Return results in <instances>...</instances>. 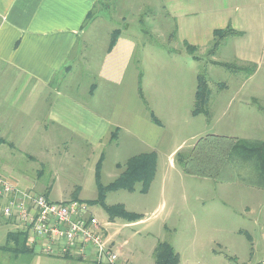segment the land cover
I'll return each mask as SVG.
<instances>
[{
  "label": "rangeland",
  "instance_id": "obj_1",
  "mask_svg": "<svg viewBox=\"0 0 264 264\" xmlns=\"http://www.w3.org/2000/svg\"><path fill=\"white\" fill-rule=\"evenodd\" d=\"M108 2L113 10L105 15L95 11L97 21L93 24L99 31L90 38L89 46L80 47L88 63L78 64L77 71L61 86L67 91L65 87L71 84V95L98 109L103 118L123 125L131 120L133 128L141 126L143 136L138 139L119 133L116 141L104 148L99 168L100 153L75 140L64 144L69 155H49L47 162L19 156L20 162L11 161L13 173L5 163L9 158L3 157L0 175L20 187L19 179L25 176L32 193L47 194L52 201L86 202L101 225L115 222L111 227L120 230L118 247L123 245L121 260L125 264H154V249L163 241L175 248L178 264H264V188L237 179L235 168L223 176L220 172L213 177L193 176L186 175L177 162L178 154L209 135L264 140V113L258 108L264 106V60L258 59L257 70L250 77L211 65L204 53L217 25L210 21L213 9L209 6L191 20L176 19V24L181 21V32L174 40V22L166 17L165 6L172 2L174 13L182 18L183 12L199 7L196 0ZM123 17L126 21L122 22ZM115 29L125 30L123 34L136 45L123 86L100 82L98 74ZM250 34L261 44L256 41V30ZM184 41L197 46L198 52H188ZM236 44L237 39L229 38L214 60L232 63ZM201 72H205L210 89L208 113L194 114ZM59 81L55 79L53 84ZM93 83L100 88L91 102L88 88ZM139 86L144 100L139 97ZM140 153L156 155V177L151 186L146 189L138 182L131 190L105 189L129 159ZM242 170L244 176L250 175L249 169ZM114 206L122 207L131 217L111 219L108 209Z\"/></svg>",
  "mask_w": 264,
  "mask_h": 264
},
{
  "label": "crops",
  "instance_id": "obj_2",
  "mask_svg": "<svg viewBox=\"0 0 264 264\" xmlns=\"http://www.w3.org/2000/svg\"><path fill=\"white\" fill-rule=\"evenodd\" d=\"M108 1L0 0V160L3 157L9 158L5 163L10 166L12 173L14 167L11 161L20 162L21 160H17L19 156L28 155L47 162L46 158L49 155H69L64 144L75 140L76 144H88L100 153L96 166L98 168L104 159V148L116 141L119 133L125 132L138 139L143 136L141 126L133 128L131 120L128 125L107 120L98 109L84 105L72 96L69 91V87H73L71 84L66 82L69 86L65 87L67 91L61 86V82L77 71L78 64L88 63L81 49L89 46L88 41L99 31L93 24L96 23L95 11L100 10L103 15L107 14L111 8ZM189 1L195 0H187ZM196 1L199 2V7L183 12L182 18L174 13L172 2L170 7L168 4L165 6L166 17L174 22L171 35L174 40L181 32V21L177 20L176 24V19L191 20L209 6L213 9L210 21L217 25L212 30L210 47L204 53L205 57L210 59L211 65L221 67L216 64L237 62L257 65L260 58V61L264 60V0ZM124 20L126 21L124 17L121 18L122 22ZM90 27L91 34L83 39ZM228 27L240 33L230 37L237 39L238 49L232 63L214 60L223 45L215 54H209L214 32ZM254 30L257 33L256 41H261L259 45L252 40L250 33ZM116 31H119V35L112 44ZM123 31L112 30L106 56L98 72L100 82L115 86H123L125 83L136 45L123 34ZM184 45L188 52L189 47L193 48V55L198 52L197 46L187 41H184ZM55 79L60 81L53 84ZM99 88V85L94 83L89 86L88 96L91 102L96 99ZM140 88L141 86L138 88V94L144 100ZM60 148L64 150L63 154L60 153ZM141 154L145 153L137 155ZM2 164L3 162H0V165ZM19 180L23 189L30 190L31 186L29 187L28 183L30 181L25 176ZM70 200L65 198L60 201ZM2 205L0 202V209ZM114 223L101 225V230L106 238L107 249L119 256L117 264H125L121 260L123 245L121 248L118 247L121 239L120 230L111 227L115 225ZM13 234L26 236L29 252L13 250L15 246ZM95 263L94 251H91L87 258L38 253L33 248L27 230L22 225L4 218L0 210V264Z\"/></svg>",
  "mask_w": 264,
  "mask_h": 264
},
{
  "label": "trees",
  "instance_id": "obj_3",
  "mask_svg": "<svg viewBox=\"0 0 264 264\" xmlns=\"http://www.w3.org/2000/svg\"><path fill=\"white\" fill-rule=\"evenodd\" d=\"M118 35L119 31L114 32L112 44L116 42ZM237 35H240V33L231 27L215 31L213 45L209 54H215L225 40ZM188 50L191 54L194 53L193 48L189 47ZM195 59L200 61L198 57H195ZM216 65L236 74L243 73L247 77L252 76L257 70L256 64H249L247 67L238 66L237 64ZM139 91L141 96H143L141 88ZM209 93L210 89L205 72H201L198 75V90L196 93L194 114L208 113ZM258 108L264 113V106L258 105ZM151 118L155 123H158L154 115H151ZM178 155V165H180L183 172L187 175L213 177L215 173L220 172L223 176L224 173L229 172L230 168H235L237 170H235L234 175L237 179L264 188V140L245 141L209 135L201 139L189 151L182 152ZM244 168L250 170V175H243L242 169ZM156 169V155L141 154L133 156L125 165L120 176L105 189L131 190L138 182H142L147 189L156 177ZM108 212L111 219L115 217H131L122 207L118 206L109 208ZM12 239L15 243L13 250L29 252L25 235L13 234ZM153 257L154 264H178V255L175 248L171 243L166 241L157 244L153 252Z\"/></svg>",
  "mask_w": 264,
  "mask_h": 264
},
{
  "label": "built area",
  "instance_id": "obj_4",
  "mask_svg": "<svg viewBox=\"0 0 264 264\" xmlns=\"http://www.w3.org/2000/svg\"><path fill=\"white\" fill-rule=\"evenodd\" d=\"M1 215L27 230L34 250L48 256L87 258L95 264H117V253L107 249L99 220L86 202L52 201L23 189L0 175Z\"/></svg>",
  "mask_w": 264,
  "mask_h": 264
}]
</instances>
